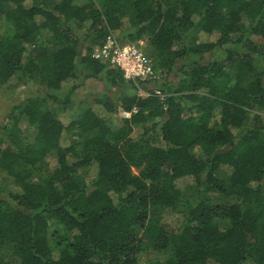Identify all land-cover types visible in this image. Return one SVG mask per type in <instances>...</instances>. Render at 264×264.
Masks as SVG:
<instances>
[{
  "label": "trees",
  "instance_id": "16d2710c",
  "mask_svg": "<svg viewBox=\"0 0 264 264\" xmlns=\"http://www.w3.org/2000/svg\"><path fill=\"white\" fill-rule=\"evenodd\" d=\"M0 20V88H46L0 125V264H264V0H0ZM112 33L179 84L66 124L52 104L82 82L135 86L92 58Z\"/></svg>",
  "mask_w": 264,
  "mask_h": 264
},
{
  "label": "rangeland",
  "instance_id": "374dc122",
  "mask_svg": "<svg viewBox=\"0 0 264 264\" xmlns=\"http://www.w3.org/2000/svg\"><path fill=\"white\" fill-rule=\"evenodd\" d=\"M5 28H6V21L0 20V34L5 30ZM113 34L118 38L117 33H113ZM215 40L216 37H212V36L203 35L200 37V43L203 42L209 43V42H214ZM140 43L143 44L142 42ZM215 58L216 55L214 53H211L208 57L202 58V63L203 64L209 63ZM181 65L182 64L179 63L178 68ZM111 69L114 68L111 67ZM157 73L160 76V81L157 83L158 86L163 85L168 79L169 81L177 85L179 84L183 75L182 73L179 72L177 67H176V72L174 74H171L169 77L166 76L165 72L162 73L161 70H158ZM73 84H76L75 81H71L67 85L71 86ZM67 85L65 89H68ZM45 92H46L45 86L38 80H33L30 82L25 81L21 83L13 82L10 85L0 88V125L2 126L3 123L7 120V116L12 112L14 107L18 106L20 103L28 99L41 97L45 94ZM145 92L146 91L143 90V86H141L140 84L138 86H133L129 83H125L122 86L112 88L110 83H108L105 80L88 79L82 82L81 86L77 90L76 94L73 96L72 101L69 105L63 106L53 103L52 106L55 109H57L59 115L63 119V122L67 124L70 121L75 120L76 118L81 116L82 113L85 111V109H87L88 107H92L96 111H98L101 115H105V113L107 112L104 110V108L96 104V100L104 96L108 95L113 98H118L121 95L145 96L144 95ZM116 116L117 117L113 116L112 119L110 118V120L113 121V123L115 124L120 120V118L124 117V113L120 112V114ZM25 128L26 127L24 126L23 129ZM32 136H33L32 130L31 131L29 130L28 137L32 138ZM133 172L137 174V170L133 169ZM44 173H45V169L42 170V175H44ZM191 181H192L191 179L181 180L178 182V186L181 189H184L187 184L191 183ZM0 188L6 194L15 191V188L11 184V179L7 175L1 173H0ZM187 197H189V194ZM164 221L165 223L173 227H177L183 221V215L179 211H173V212L169 211L168 213L165 214ZM151 258H153V254H150V252H146L140 256L139 260L141 264H146L147 261H149V259Z\"/></svg>",
  "mask_w": 264,
  "mask_h": 264
},
{
  "label": "built area",
  "instance_id": "2783aa9c",
  "mask_svg": "<svg viewBox=\"0 0 264 264\" xmlns=\"http://www.w3.org/2000/svg\"><path fill=\"white\" fill-rule=\"evenodd\" d=\"M143 44L122 43L112 33L104 45L93 52L92 58L96 61L107 64L121 72L127 82L138 86L140 83H158L160 76L155 71L153 62L144 54ZM145 96H151L149 92ZM154 95L164 98L160 90H155ZM130 113H124L125 118H130Z\"/></svg>",
  "mask_w": 264,
  "mask_h": 264
}]
</instances>
